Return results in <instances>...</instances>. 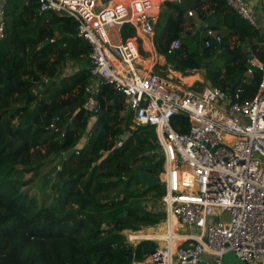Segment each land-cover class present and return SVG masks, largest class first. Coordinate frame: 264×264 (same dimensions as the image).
<instances>
[{
    "label": "trees",
    "instance_id": "trees-1",
    "mask_svg": "<svg viewBox=\"0 0 264 264\" xmlns=\"http://www.w3.org/2000/svg\"><path fill=\"white\" fill-rule=\"evenodd\" d=\"M260 3L264 11V0ZM2 11L0 264L143 261L156 249L155 242L132 246L126 232L157 227L166 218L163 208H153L165 193L164 160L153 128L136 126L109 85L97 97V116L82 109L84 88L92 83L90 46L71 17L41 12L37 0H6ZM206 29L220 35V43L206 37ZM119 36L133 38L135 31L125 24ZM174 40L179 47L168 53ZM152 43L165 60L152 72L163 79H169L162 72L168 67L182 76L202 73L204 83H196V90L206 84L231 94L234 87L240 102L257 92L261 72L248 75L247 61L255 57L264 62V33L226 0L162 2ZM71 65L76 69L66 75ZM56 117L59 131L54 133L48 127ZM171 123L178 132L187 131L185 117L174 116ZM118 141L122 146L115 148ZM50 161L60 165L54 197L40 202L26 188ZM140 175L159 183L145 189Z\"/></svg>",
    "mask_w": 264,
    "mask_h": 264
},
{
    "label": "built area",
    "instance_id": "built-area-1",
    "mask_svg": "<svg viewBox=\"0 0 264 264\" xmlns=\"http://www.w3.org/2000/svg\"><path fill=\"white\" fill-rule=\"evenodd\" d=\"M37 1L41 12L71 17L90 46L92 83L84 88L82 105L86 114L98 115L97 97L109 85L124 100L136 126L153 128L161 147L165 189L161 205L165 233L170 230V235L152 240L142 239L139 231L126 232L132 246L141 241L164 242L143 261L131 264H221L230 251L246 264H264V62L255 57L247 61V74L257 69L261 80L255 95L243 102L238 100L239 91L231 96L210 85L185 88L140 65L142 39L152 40L157 19L151 14L150 0ZM226 2L259 29L256 14L244 0ZM2 15L0 10V40ZM125 24L133 27L135 36L114 42L111 30L119 34ZM205 35L221 41L213 30L206 29ZM204 46L209 47L210 41H204ZM178 47L179 40H174L167 52ZM178 115L187 120L185 133L172 126L171 119ZM58 121L54 118L48 129L57 133ZM121 146L118 141L115 148ZM59 170L57 166L53 180Z\"/></svg>",
    "mask_w": 264,
    "mask_h": 264
},
{
    "label": "crops",
    "instance_id": "crops-1",
    "mask_svg": "<svg viewBox=\"0 0 264 264\" xmlns=\"http://www.w3.org/2000/svg\"><path fill=\"white\" fill-rule=\"evenodd\" d=\"M115 1H123V0H115ZM125 1H131V0H125ZM169 1H175V0H169ZM5 2H6V0H0V10L1 11L3 9ZM245 2L253 10V12L256 14V17L258 19L259 29L264 33V18L262 15L260 0H245ZM150 3H151V14L154 17H157L158 13H159L160 5L162 3V0H150ZM114 36L116 38V41L121 39L119 34L117 33V31L114 32ZM142 41H143V49L141 51H143V53H145L147 55V56H141V59H140V65L143 67V69H147L148 71H152V68L155 64H157L159 66H164L165 60L163 57L156 55L152 40H150V39L148 40L146 38H143ZM142 41L140 40V43ZM141 51H140V53H141ZM143 65H145L147 68L144 67ZM75 69L76 68L74 67V65H71L70 67L65 69L64 73H66V75L70 74ZM167 69H169V68L167 67ZM168 71L171 73L170 76H172L173 79L178 81L185 88H192V87H194V85H196V83H199V84L204 83V77H203L202 73H194V74L189 75V76H182L180 73L171 72L170 70H168ZM127 110L128 109L125 106V111H127ZM38 182H39V180L36 179L35 182L33 183V185L31 187H29V188H32V191L29 193L31 195L36 196V198L39 199L37 194L33 192V190H36L38 185L40 184ZM33 186H37V187L33 188ZM52 186L53 185H51V184L48 186V190L50 189L49 191H52ZM53 197H54V194L52 192L50 201L53 199ZM171 233H173L172 229H171ZM169 235H170V230H169L168 235L167 234L145 233L141 236H142V239L146 238V239H152L153 240V239H165L167 236L169 237Z\"/></svg>",
    "mask_w": 264,
    "mask_h": 264
},
{
    "label": "rangeland",
    "instance_id": "rangeland-1",
    "mask_svg": "<svg viewBox=\"0 0 264 264\" xmlns=\"http://www.w3.org/2000/svg\"><path fill=\"white\" fill-rule=\"evenodd\" d=\"M115 31H116V29L111 30V35H110V37L113 39L114 42L116 41V38L113 35V32H115ZM143 66L146 67L145 65H143ZM162 72L168 73L169 78H172V76H170L171 73L168 71L167 68H166V70L163 68L162 69ZM173 80L175 81V79H173ZM47 164L48 165L45 168H43L41 170V173L38 175L39 176V178H38L39 182L38 183H40V184L38 185V187L37 186H33V188L37 187V189L36 190H33V192L37 194V196L39 197L40 202H42V201L49 202L50 201L52 191H49L50 189L48 190V186L50 184L53 185V182H54V180L52 178V174H53L52 170H53L54 166H55V169H56L57 166H59V164H58L57 161H55V162L54 161H50ZM161 181L163 182V177L161 178ZM26 190L29 193V192L32 191V188H26ZM153 208L154 209H162L163 206L160 203H156ZM164 223L165 222H162L157 227H154V228H145V229H142L138 233H140V234H145V233H150V234H166L165 233L166 226H165ZM175 228L177 230H179V233H182L183 230L181 228H179V226H175ZM155 244L158 247L159 244L163 245L164 242L163 241H159V242H155Z\"/></svg>",
    "mask_w": 264,
    "mask_h": 264
},
{
    "label": "water",
    "instance_id": "water-1",
    "mask_svg": "<svg viewBox=\"0 0 264 264\" xmlns=\"http://www.w3.org/2000/svg\"><path fill=\"white\" fill-rule=\"evenodd\" d=\"M233 90L234 87L231 89V96L233 95ZM141 181L144 183V188L148 189L151 186H155L157 185L158 179L156 178H151V177H147L145 175H140ZM123 216H126V212L123 213ZM221 264H246L245 262L238 260L233 252H227L226 254L223 255L222 257V262Z\"/></svg>",
    "mask_w": 264,
    "mask_h": 264
},
{
    "label": "bare ground",
    "instance_id": "bare-ground-1",
    "mask_svg": "<svg viewBox=\"0 0 264 264\" xmlns=\"http://www.w3.org/2000/svg\"><path fill=\"white\" fill-rule=\"evenodd\" d=\"M173 226H174V224H173ZM139 235L141 236V235H143V234H139Z\"/></svg>",
    "mask_w": 264,
    "mask_h": 264
},
{
    "label": "clouds",
    "instance_id": "clouds-1",
    "mask_svg": "<svg viewBox=\"0 0 264 264\" xmlns=\"http://www.w3.org/2000/svg\"><path fill=\"white\" fill-rule=\"evenodd\" d=\"M59 167H60V165H59ZM54 173V172H53ZM55 180V179H54Z\"/></svg>",
    "mask_w": 264,
    "mask_h": 264
}]
</instances>
